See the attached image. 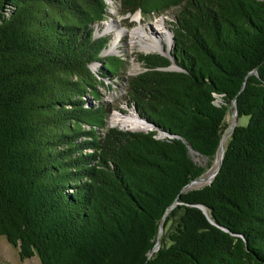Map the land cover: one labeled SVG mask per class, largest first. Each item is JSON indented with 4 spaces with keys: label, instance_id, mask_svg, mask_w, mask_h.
<instances>
[{
    "label": "trees",
    "instance_id": "1",
    "mask_svg": "<svg viewBox=\"0 0 264 264\" xmlns=\"http://www.w3.org/2000/svg\"><path fill=\"white\" fill-rule=\"evenodd\" d=\"M120 1L177 6L171 48L127 79L151 128L107 125L99 85L127 64L95 33L108 0H0V233L41 264H264V0ZM232 104L247 122L185 188Z\"/></svg>",
    "mask_w": 264,
    "mask_h": 264
},
{
    "label": "rangeland",
    "instance_id": "2",
    "mask_svg": "<svg viewBox=\"0 0 264 264\" xmlns=\"http://www.w3.org/2000/svg\"><path fill=\"white\" fill-rule=\"evenodd\" d=\"M108 3V13L104 19L95 23V33L107 34L109 37V46L112 44L114 45L111 53L123 55L127 64L126 68L120 70V75H116L114 78L106 77V81L108 83L112 82V86L107 87L105 85H99V89L101 91L102 100L106 101L111 107V111L107 117V125L124 127L117 123H112L111 120L114 116L121 115H136L138 117L136 106L130 103V98L127 95L128 76L136 74L144 67L142 61L138 59V54L140 52H156L155 50L141 49V40H143V38L144 40L146 38L162 39L164 45V51L162 52L166 53V48H171L173 43V33L170 27L175 19L177 6H173L163 12H154L144 15L140 9H137L134 13L123 12L120 0H108ZM133 30L137 32V35L139 34L138 38L132 37L131 32ZM169 32L170 35L167 36ZM98 65L99 62H93L91 64L92 68L95 70L98 68ZM234 118L235 113L230 106L226 115L227 124L225 125L223 133V135L227 134L225 142L231 133V123ZM247 120L248 115L246 114L238 117L239 123L244 124ZM195 158L201 160V156L195 155ZM217 160L218 155L213 165L207 168L198 178L194 179L196 181L193 180L194 182H190L185 188L198 187L209 182L213 177V170L219 163V160ZM168 229L169 225L165 226L164 230H166V232H168ZM164 237L166 238L164 241L168 242V236L165 234ZM0 264H41V260L37 252L30 257L22 259L19 255L18 247L11 243L4 234L0 233Z\"/></svg>",
    "mask_w": 264,
    "mask_h": 264
},
{
    "label": "bare ground",
    "instance_id": "3",
    "mask_svg": "<svg viewBox=\"0 0 264 264\" xmlns=\"http://www.w3.org/2000/svg\"><path fill=\"white\" fill-rule=\"evenodd\" d=\"M118 35H119V33H118ZM131 35L133 38H138V36H139V34L137 35V32L134 30L131 32ZM169 35H170V32L167 36H169ZM113 48H114V45L112 44L108 47L107 51L111 52V50H113ZM140 48L144 49V50L164 51V45H163L162 39H159V38L158 39H155V38L147 39L146 38L145 40L143 38V40H141ZM138 117L136 115L135 116L134 115H126V116L121 115V116H116V117L114 116L112 118L111 122L117 123L118 125H121L124 127L137 128V129L138 128H146L147 125L144 123V121L140 117L139 118ZM225 139H226V137H225ZM225 139L221 143V147H220L221 149H222L223 144H225ZM219 154H218V160L220 159ZM194 181H196V180H194ZM194 181H192V182H194ZM159 243H160V241L156 244V247L159 245Z\"/></svg>",
    "mask_w": 264,
    "mask_h": 264
},
{
    "label": "water",
    "instance_id": "4",
    "mask_svg": "<svg viewBox=\"0 0 264 264\" xmlns=\"http://www.w3.org/2000/svg\"><path fill=\"white\" fill-rule=\"evenodd\" d=\"M167 67H168V68H178L179 66H178L175 62H172V63L169 64ZM231 107L233 108V112L235 113V118H234V120H233L232 123H231V128L233 129V127L238 123V116H237V108H236L233 104L231 105ZM137 114H138V116L144 121V123L147 125L146 128H151V127H152L153 124H152L151 121H149V120L146 119L145 117H142L139 113H137ZM143 129H144V128H143ZM232 129H231V131H232ZM226 136H227V134L222 136L221 143H222V141L225 139ZM224 148H225V144H223L222 149H221V151H220V159H219V163H218L217 167L213 170V175L217 172V170H218V168H219V166H220V164H221V161H222V158H223ZM198 177H199V176H198ZM198 177H196V178H198ZM196 178H194V179H196ZM194 179L190 180L185 186H187V185H188L190 182H192ZM210 181H211V180H210ZM210 181H209V182H210ZM202 206L204 207V205H202ZM161 230H162V225H161V227H160L159 234H160ZM158 241H159V238H158L157 241L155 242V244H154V248L156 247V244L158 243Z\"/></svg>",
    "mask_w": 264,
    "mask_h": 264
}]
</instances>
